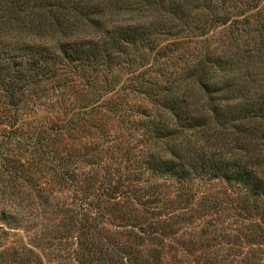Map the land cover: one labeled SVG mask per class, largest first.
I'll use <instances>...</instances> for the list:
<instances>
[{"label": "trees", "instance_id": "16d2710c", "mask_svg": "<svg viewBox=\"0 0 264 264\" xmlns=\"http://www.w3.org/2000/svg\"><path fill=\"white\" fill-rule=\"evenodd\" d=\"M216 2L0 0V203L14 214L29 190L62 189L70 213L99 223L109 207L147 213L136 197L155 195L159 176L264 192V101L241 107L215 81L243 65L264 77V9ZM217 24L253 37L244 56L211 50ZM231 143L253 160L226 155Z\"/></svg>", "mask_w": 264, "mask_h": 264}, {"label": "rangeland", "instance_id": "374dc122", "mask_svg": "<svg viewBox=\"0 0 264 264\" xmlns=\"http://www.w3.org/2000/svg\"><path fill=\"white\" fill-rule=\"evenodd\" d=\"M247 1L264 9V0L216 3L219 11H228L233 3ZM147 15L151 16L144 12V19ZM212 15L205 16L208 19ZM258 15L261 19V13ZM137 19L140 13L118 17L128 24ZM209 30L206 38L213 52L244 56L252 46L253 37L244 30L237 32L221 24ZM57 44L53 40L47 46ZM232 69L223 78L217 73L215 80L223 87L230 86L232 100L240 101L241 107L247 106L244 100L251 104L264 101V77H251L254 72L244 65ZM3 94L0 91L1 117L8 109ZM21 113L22 119H27L23 109ZM35 115L40 121L47 113L40 108ZM4 127L0 125V130ZM223 152L232 153L236 159L241 154L244 163L253 160L232 143ZM154 181L159 186L155 195L136 197L137 203L152 202L146 207L148 214L139 205L132 210L130 206L109 207L99 223L92 222L89 215L70 213L68 191L62 189L29 190L14 214L6 202L0 203V264H264V192L255 193L249 185L222 178L178 182L159 176ZM3 208L9 213L4 214Z\"/></svg>", "mask_w": 264, "mask_h": 264}]
</instances>
